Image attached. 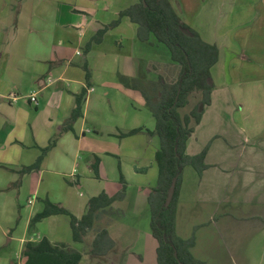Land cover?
Here are the masks:
<instances>
[{
  "label": "rangeland",
  "instance_id": "1",
  "mask_svg": "<svg viewBox=\"0 0 264 264\" xmlns=\"http://www.w3.org/2000/svg\"><path fill=\"white\" fill-rule=\"evenodd\" d=\"M10 1L12 4L9 9L14 14L11 24L24 26L26 33L22 45L15 47L19 59L24 55L28 58L47 55L51 48L50 40L56 41L63 35L59 28L55 29L53 25L70 22L72 17L75 18L76 13H71L73 8L95 10L94 19L108 25L117 19L118 11L130 6L129 0ZM106 6L107 9H104ZM19 7L24 14L17 20L20 11L16 12ZM40 24L42 27H48L46 28L48 31L39 34L30 33L29 27L37 28ZM93 26L90 27L91 30H94ZM245 26L246 24L242 25L243 28ZM109 30L111 33L106 35ZM109 30L102 36L101 41L93 43L88 51L85 46L90 41V37L83 38L84 41L78 47L77 35L68 36L73 45L63 48L67 58H73L76 63H81L83 72V66L87 64L90 86L93 88V92L87 96L83 120L77 119L78 121L73 125L77 128L75 134H63L62 138L61 131L52 137L47 135V140L43 139L46 137V131L51 130L45 125L50 117L45 110L46 107L41 104L38 89L34 87L30 74L19 77L21 75L16 73V67L11 68V73H14L11 79L21 83L18 89L12 91L17 97L20 96V105H24V99L33 94L39 102V105L26 107L30 112L26 126L23 127L25 136L32 140L35 137L37 144L41 146L48 145L53 140L55 144L58 141L60 144L52 156L48 157L49 162L46 166L43 165L34 174L20 175L14 172L13 184L9 186L6 184L12 179V172L0 161V228L9 222L13 213V221L9 228L10 235L2 236L0 231V264L21 263L20 240L41 238L66 244L80 252L82 264H156L157 243L151 234L150 211L146 200L149 194L144 198L141 190H146L145 188L152 190L157 185L158 171L154 153L159 147V139L156 135L146 132L131 137H120L121 134L136 128L153 131L155 122L150 112L132 98L135 97L134 95L139 96L138 92H130L120 83L118 72L122 64L121 49L130 48L128 40L121 41L123 37H127V33L122 29ZM38 37H41L42 44H35ZM243 62L247 64V61L243 60ZM24 68V73L36 71L30 60L27 62L25 60ZM153 72H159L158 74L167 83H173L177 78L178 67L157 65ZM210 73H213V78L210 75L213 81L215 70L212 69ZM143 82L140 81L141 85L149 90L150 85ZM68 86L74 85L68 83ZM244 89L235 91V98L232 101L234 109L229 113L223 112L224 122L242 128L246 134L257 131L264 133V90L252 93L247 92L245 87ZM248 99H250L249 105ZM203 100L200 92L191 93L188 104L179 110L180 114L186 115L193 110L202 113L206 107L202 105ZM193 124L192 121L191 125L194 127L196 124ZM81 125L84 131L89 132L84 134L77 153L70 154L67 152L68 145L71 144L74 149L75 143L82 137ZM41 150L26 151L21 159L22 162L32 164L35 158L41 155ZM95 159H98L97 173H94L90 167ZM135 169L139 170V174H135ZM23 176L26 177V181L22 180ZM120 178L123 179L124 185ZM102 192L109 196L122 194L121 200L113 204L110 209V212L116 213V216L110 213L104 214L95 229L84 238L83 243L72 241L69 218L66 216L50 217L49 220H42L29 227V216L40 213L44 209L45 201L59 204L73 216L80 218L86 211L88 200ZM195 209L196 207L192 212ZM192 212L187 218L194 217ZM100 228L107 229L114 246L105 256L94 257L89 254V248L95 231ZM239 229L236 250L232 249V252L227 254L221 253V250L219 254L198 252L196 257L206 260V264H264V227L258 224L255 229L245 227ZM4 259L9 262H3Z\"/></svg>",
  "mask_w": 264,
  "mask_h": 264
},
{
  "label": "crops",
  "instance_id": "2",
  "mask_svg": "<svg viewBox=\"0 0 264 264\" xmlns=\"http://www.w3.org/2000/svg\"><path fill=\"white\" fill-rule=\"evenodd\" d=\"M168 1L182 22L195 30L204 42L218 49V60L211 68L215 70L214 79L211 80L213 85L211 100L203 110L199 123L193 127V133L186 147L188 155L204 152L207 168L201 175L191 167L182 170L175 221L176 234L180 238L187 239L192 232L194 233L195 244L191 253L202 264H206V260L197 258L196 253L219 254L220 250L221 253H230L232 249L236 250L239 228L255 229L258 224L264 227V133L257 131L246 134L242 128L234 124H225L223 119L225 114L223 112L229 113L234 109L232 101L235 98V91H241L244 87L247 92L252 93L264 90L262 89L264 87V0ZM137 2L138 0H129L130 6ZM11 4L10 0L0 2V161L12 172V179L6 186L14 180V172L31 165L24 164L21 160L26 151L29 152L31 149L39 151L48 146L37 144L35 137L32 140L25 136L23 127L26 126L30 112L26 107L39 105V102L35 96L36 103H32L29 96L24 99V105H20V96L17 97L12 91L18 89L21 83L11 79L14 77L11 68L16 67V73L21 75L19 77H23L24 74L31 75L34 87L38 89L41 104L46 107L45 110L50 117L45 125L51 130H47L46 137L43 138L47 140L48 136L52 137L60 133V128L75 108L74 96L85 87V73L82 71L81 63H76L73 58H67L64 54L63 48L73 45L68 36L77 35L79 47L84 41L83 38H91L96 31L107 25L94 19L95 10L73 8L71 13H76L75 18L72 17L70 22L53 25L55 29L59 28L63 35L56 41L50 40L51 48L47 55L33 58L24 55L19 59L15 47L22 45L26 33L24 26L11 24L14 15L9 9ZM104 9H107V6ZM120 11L116 14L117 18ZM16 13H18L17 20L24 14L20 7ZM244 24L246 26L243 28ZM37 26L39 27H29L30 33L39 34L48 31L46 30L48 27H42L41 24ZM92 26L95 27L94 30L90 29ZM114 28L122 29L127 33V37H123L121 41L128 40L130 47L121 49L123 53L120 56L122 64L118 72L119 77L134 78L139 83L144 81L143 83L150 84L157 82L161 77L159 72H153L157 65L176 67V64L170 61L168 51L157 44L152 37H149L148 42L138 41L136 25L130 23L127 18H121ZM110 33L109 30L105 34ZM40 38L38 37L36 41L34 39L35 44L43 43ZM25 60L26 62L30 60V64L36 67L35 72L24 73ZM243 60L247 61V64ZM210 75L213 78V73ZM68 83L74 86H68ZM122 87L130 92H136L124 85ZM92 92L93 88L90 86L79 119L84 118L87 96ZM138 94L139 96L134 95L135 97L132 98L144 107V99L140 93ZM249 103L250 99L248 105ZM73 125L71 131L60 134L62 138L63 134H75L77 128ZM81 127L82 137L77 140L74 149L71 144L68 145L67 152L70 154L77 153L84 134L89 132L83 130V125ZM59 144L58 141L46 154L47 156L43 157L37 171L43 165H47L48 157L52 156ZM135 174H139L138 169H135ZM25 176L22 178L24 181H26ZM145 189L141 190L144 198L150 193L151 188ZM194 207L196 209L192 212ZM191 212L194 217L189 219L187 217ZM109 213L113 216L116 214L110 211L107 214ZM12 215L13 213L9 222L0 228L2 236L10 235ZM32 217L29 216L28 221ZM38 240L40 239L28 241ZM48 240L55 243L49 238ZM20 242L21 253L27 241L21 239ZM3 262L7 263L9 260L4 259ZM22 263L23 260L18 264Z\"/></svg>",
  "mask_w": 264,
  "mask_h": 264
},
{
  "label": "trees",
  "instance_id": "3",
  "mask_svg": "<svg viewBox=\"0 0 264 264\" xmlns=\"http://www.w3.org/2000/svg\"><path fill=\"white\" fill-rule=\"evenodd\" d=\"M144 1V2H143ZM121 18H127L136 25V39L148 42L152 37L157 44L164 47L169 54L170 61L178 67L177 78L173 83H167L162 77L157 82L150 83L146 90L134 78L119 77L124 87L141 94L144 107L150 112L155 122L153 131L142 128L132 129L120 137H130L146 132L156 135L159 147L154 154V161L158 171L157 185L147 198L150 211V230L156 240V264H202L195 259L191 249L195 244L194 233L187 239L180 238L175 232L176 206L182 170L191 167L201 175L207 168L204 152L188 155L187 142L193 133L191 122L197 124L201 112L193 110L181 115L179 110L188 104V98L193 92H200L207 106L211 100L213 85L210 70L218 60V49L214 45L204 42L199 34L186 25L178 17L168 0H138L137 3L118 13V18L102 29L96 31L85 49L88 51L93 43L101 41L102 36L111 28L117 26ZM85 87L75 97V108L60 128V132L72 130L74 122L82 116V108L90 87V75L86 65ZM159 84V86H158ZM55 140L41 150V155L29 166L22 167L17 173L29 174L39 169L43 157L54 146ZM97 173L98 159L90 166ZM176 179L172 200L168 207H164L167 192L171 182ZM121 183L124 185L123 179ZM122 194L109 196L102 192L88 200L85 213L76 218L69 211L58 204L44 202V209L32 217L29 227L53 216L69 218L71 239L74 243H83L84 238L93 231L99 220L107 214L114 202L121 200ZM114 244L105 228L95 231L91 241L89 254L94 257L105 256ZM22 264H82L80 252L63 243H51L47 238L38 241H27L21 252Z\"/></svg>",
  "mask_w": 264,
  "mask_h": 264
},
{
  "label": "water",
  "instance_id": "4",
  "mask_svg": "<svg viewBox=\"0 0 264 264\" xmlns=\"http://www.w3.org/2000/svg\"><path fill=\"white\" fill-rule=\"evenodd\" d=\"M175 183H176V179H174L171 182L170 186H169V189H168V192H167V196H166V200H165V204H164L165 208L169 206V204H170V202L172 200L174 189H175Z\"/></svg>",
  "mask_w": 264,
  "mask_h": 264
},
{
  "label": "built area",
  "instance_id": "5",
  "mask_svg": "<svg viewBox=\"0 0 264 264\" xmlns=\"http://www.w3.org/2000/svg\"><path fill=\"white\" fill-rule=\"evenodd\" d=\"M35 94H33V95H31V97H30V101L32 102V103H36V99H35Z\"/></svg>",
  "mask_w": 264,
  "mask_h": 264
}]
</instances>
